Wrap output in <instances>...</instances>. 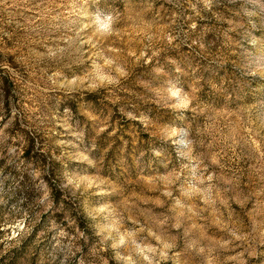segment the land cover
Instances as JSON below:
<instances>
[{"label":"rangeland","instance_id":"rangeland-1","mask_svg":"<svg viewBox=\"0 0 264 264\" xmlns=\"http://www.w3.org/2000/svg\"><path fill=\"white\" fill-rule=\"evenodd\" d=\"M0 61V264H264V0H0Z\"/></svg>","mask_w":264,"mask_h":264},{"label":"trees","instance_id":"trees-1","mask_svg":"<svg viewBox=\"0 0 264 264\" xmlns=\"http://www.w3.org/2000/svg\"><path fill=\"white\" fill-rule=\"evenodd\" d=\"M3 62L0 61V75H2V72L4 71ZM6 80L4 83V86L6 87L7 92L9 93L12 87H14V81L11 78H8V76H5ZM7 93V94H8ZM34 143L33 141L28 137H26L25 142L20 147L21 155L24 158L33 160L35 163L42 164L43 159L41 158L43 156V153L41 150H39L38 154L33 152ZM49 191L51 192L53 197H58L57 200H59L61 189L59 186L56 185H49ZM61 201V200H60Z\"/></svg>","mask_w":264,"mask_h":264}]
</instances>
